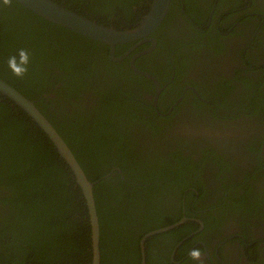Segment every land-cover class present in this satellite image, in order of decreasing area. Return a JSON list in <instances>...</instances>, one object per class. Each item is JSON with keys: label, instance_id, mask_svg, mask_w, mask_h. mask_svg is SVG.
<instances>
[{"label": "flooded vegetation", "instance_id": "flooded-vegetation-1", "mask_svg": "<svg viewBox=\"0 0 264 264\" xmlns=\"http://www.w3.org/2000/svg\"><path fill=\"white\" fill-rule=\"evenodd\" d=\"M168 12L169 18L165 16L148 35L149 42L117 45H124L117 57L127 53L122 61L112 62L108 48L110 62L128 60L130 74L140 77L129 84L131 89H123L126 95L97 97L91 87L92 93H83L82 107L76 109L77 105L64 106L54 95L57 87H50L46 95L50 101L44 102L42 111L72 115L81 110L86 114L80 119H85L95 110L87 122L65 127L85 133L82 137L94 122L101 127L104 151L87 148L78 156L91 166L110 167L103 178L113 174L117 179L112 187L129 182L119 169L118 155L130 168L144 167V176L155 172L150 165L156 159L165 163L172 153L183 160L181 173L195 176L201 182L199 191L207 188L200 199L202 210L186 203L185 195L174 207L164 203L165 194L162 199L155 189L145 191L142 202L146 205V196L153 195L157 206L140 229L181 221L174 229L193 228L183 236L176 237L178 233L150 244L158 264H264V0H170ZM143 51L134 65L155 83L131 69V59ZM117 76L127 78L129 73L121 70ZM121 81L124 84H102L128 86ZM211 143L219 155L216 162L205 161L209 156L202 160V149ZM151 184L135 183L139 188ZM198 190L186 192L192 191L195 200L200 198ZM105 192L106 188L97 190L99 200ZM120 206L130 210L128 201ZM195 248L202 253L200 260L189 256Z\"/></svg>", "mask_w": 264, "mask_h": 264}, {"label": "trees", "instance_id": "trees-1", "mask_svg": "<svg viewBox=\"0 0 264 264\" xmlns=\"http://www.w3.org/2000/svg\"><path fill=\"white\" fill-rule=\"evenodd\" d=\"M51 1L99 25L125 31L141 21L152 0ZM169 15L170 12L166 17ZM122 46H116V57ZM21 49L28 53L29 62L25 66L27 72L17 77L9 69L8 59L18 57ZM121 70L129 73V77L117 76ZM139 78L130 74L128 60L109 61L107 45L49 23L15 1L10 6L0 4V79L34 101L35 107L72 151L87 180L97 182L93 198L99 224L100 264H141L140 239L148 232L172 224L165 222L156 227L149 224L140 229L151 218L152 208L157 206L153 205V195L146 196V205L142 202L147 189H155L161 193V198L165 194V204L176 207L182 202L180 196L185 195L186 203L189 201L196 204V209H204L200 199L207 188L199 191L196 187H201V182L195 176L181 173L184 164L179 154L170 153L165 163L156 159L150 165L155 172H146L144 176L141 175L144 167L130 168L118 155L124 179L134 182L130 186L129 182L120 181L118 189L110 186L117 179L113 174L103 178L110 167L98 163L96 167L91 166L78 156L87 148L104 151L105 143L99 135L101 127L94 122L85 137L81 136L85 133L65 127L71 123L76 126L77 121L87 122L96 115L95 110L80 119L86 114L81 110L72 115L69 112L46 114L41 108L44 102L50 101L46 98L50 87H57L54 95L64 106L77 105L76 109H81V95L92 93L91 87L97 97L105 98L107 94L111 98H122L127 94L123 89H131L133 86L129 84ZM121 80L127 81L128 86L102 84L123 83ZM251 107L255 108L252 104ZM128 154L132 155L130 150ZM201 155L202 160L210 157L205 161L219 159L212 143L202 149ZM148 182L153 184L147 188L135 185ZM221 182L228 188L225 179ZM100 188H106V192L99 200L97 190ZM188 188L198 190L200 198L194 200L192 191L186 192ZM124 201L129 202L130 210L120 206ZM141 214L145 218L138 219ZM190 229L193 228H177L149 238L145 243V263H159V256L154 255L158 257L156 260L149 249L154 240H167L168 236L178 233L176 237L183 236ZM177 240L175 238L174 242ZM91 260L88 208L72 172L37 124L0 95V264H91Z\"/></svg>", "mask_w": 264, "mask_h": 264}, {"label": "water", "instance_id": "water-1", "mask_svg": "<svg viewBox=\"0 0 264 264\" xmlns=\"http://www.w3.org/2000/svg\"><path fill=\"white\" fill-rule=\"evenodd\" d=\"M13 1L17 2L25 9L29 10L33 14L39 16L40 18L46 20L49 23L58 25L77 35L107 45L109 48V59L112 62H120L127 56V53L120 57L114 56V51L117 45L134 41H140V43L146 41L149 42L150 39L147 38L148 35H150L164 19L170 5V0H152L147 15L140 21V23L135 28L126 31H118L114 28L99 25L94 21H90L85 17L79 16L76 13L71 12L70 10L62 7L61 5H58L57 3L51 0ZM151 49L152 48L148 49L147 51H151ZM145 53L146 51H143L139 55L134 56L131 59V69L138 75L151 81H154L155 83V79L151 75L138 71L134 65V60L138 56L143 55ZM0 95L11 101L13 105L25 112L28 117L32 119L35 124H37V126L45 133L47 138L50 140V142L56 149L59 158L68 165L70 171L72 172L75 178L77 186H79L82 191L83 197L86 201V206L88 208L92 247L91 264H100L99 224L94 198L92 194V188L97 182L91 183L87 180L85 174L78 165L76 159L74 158V155L72 154L68 146L57 134L51 124L45 119V117L37 110L33 101L25 98L22 94H20L18 91H16L14 88L9 86L1 79ZM181 223L182 221L177 224H173L171 226L152 231L146 234L140 240L141 264H146V240L150 237L170 231L175 227L179 226Z\"/></svg>", "mask_w": 264, "mask_h": 264}, {"label": "clouds", "instance_id": "clouds-1", "mask_svg": "<svg viewBox=\"0 0 264 264\" xmlns=\"http://www.w3.org/2000/svg\"><path fill=\"white\" fill-rule=\"evenodd\" d=\"M13 0H0V4L4 6H10L12 4ZM152 2V1H151ZM80 16V15H79ZM135 28V27H134ZM133 29V28H132ZM29 62V57L28 53L21 49L18 52V57L17 56H10L8 59V67L12 71V73L17 76V77H22L26 72L27 68L25 67ZM38 110V109H37ZM39 111V110H38ZM62 139V138H61ZM63 140V139H62ZM66 144V143H65ZM69 148V147H68ZM71 151V150H70ZM72 152V151H71ZM73 154V153H72ZM75 158V157H74ZM76 159V158H75ZM77 161V160H76ZM78 163V162H77ZM79 165V164H78ZM68 166V165H67ZM80 166V165H79ZM81 168V167H80ZM84 173V172H83ZM86 177V176H85ZM95 183V182H91ZM97 184V183H96ZM95 184V185H96ZM94 185V186H95ZM94 188V187H93ZM93 188H92V194H93ZM148 234V233H147ZM162 234V233H161ZM146 235V234H145ZM144 235V236H145ZM143 236V237H144ZM142 237V238H143ZM151 238V237H150ZM149 239V238H148ZM147 239V240H148ZM146 240V241H147ZM141 253V252H140ZM202 253L199 248H195L191 250L189 253L190 258L195 259V260H200Z\"/></svg>", "mask_w": 264, "mask_h": 264}]
</instances>
